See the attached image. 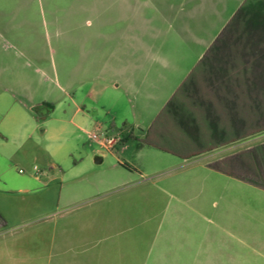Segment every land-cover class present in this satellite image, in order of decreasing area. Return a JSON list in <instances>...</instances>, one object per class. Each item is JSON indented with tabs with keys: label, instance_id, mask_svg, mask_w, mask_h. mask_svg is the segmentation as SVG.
Listing matches in <instances>:
<instances>
[{
	"label": "rangeland",
	"instance_id": "obj_1",
	"mask_svg": "<svg viewBox=\"0 0 264 264\" xmlns=\"http://www.w3.org/2000/svg\"><path fill=\"white\" fill-rule=\"evenodd\" d=\"M143 1L151 19L153 6ZM210 1L226 15L237 2ZM173 4L175 19L164 24L172 44L164 42L165 35L158 40L164 49L184 46L179 38L184 26L197 29L191 18L188 24L180 20L192 7L185 0ZM122 5V0H0V64L29 66L30 89L20 97L56 106L46 120L37 118L41 124L33 139L12 157L7 153L14 140L1 141L0 264H264V191L234 179L215 160L216 151L169 149L180 142L172 136L160 141L146 128L162 105L160 89L147 76L139 93H128L113 72L124 59L139 60L123 53ZM238 30L242 34L244 28ZM258 35L242 40H248L245 51L244 43L236 45L242 57L237 70L246 67L243 77L264 83V40ZM252 43L257 57L251 55ZM174 57L183 59L142 61L162 64ZM115 83L122 95L104 89ZM71 98L87 107L98 101L99 119H117L105 130L60 128L58 118ZM173 110L181 121L197 113L186 101L175 102ZM261 128L237 139L238 145H255L242 151L244 159L264 157V143L256 146L264 141ZM93 133L118 142L108 149Z\"/></svg>",
	"mask_w": 264,
	"mask_h": 264
},
{
	"label": "crops",
	"instance_id": "obj_2",
	"mask_svg": "<svg viewBox=\"0 0 264 264\" xmlns=\"http://www.w3.org/2000/svg\"><path fill=\"white\" fill-rule=\"evenodd\" d=\"M244 1L237 0L234 9L226 15L223 14L225 11L218 12L216 4L213 5L210 0H185L192 10L189 16L185 15L180 20L188 24L186 17L191 18L196 22L197 29L184 26L182 34L180 33L182 37L179 35L181 42L186 40L184 46H169L164 49L158 40L165 35L167 41L164 42L172 44L169 27L165 32L164 24L169 25L175 19L173 0H150V5L153 6L150 12H154L151 19L146 17L148 10L143 0H122V19L125 23L122 29L123 53L126 56L133 52L140 62L138 60L132 64L124 59L121 66L112 70L123 78L128 93H139L142 81H146L148 77L149 84L160 89L157 100L162 105L158 109L157 118L148 122L146 128L152 130L160 141L165 136H172L175 141L180 142L168 144L169 149L179 154L199 150L216 151L218 153L215 160L226 172L234 174V179L245 181L244 183L264 191V157L256 154L254 158L248 155L244 159L242 151H251L255 145L251 143L242 146L237 141L243 134L258 132L256 105L259 94L256 90H243V78L239 75L237 79V64L242 63L241 54H234L232 57L230 54L228 57V49L221 47L219 42L222 29ZM212 14L218 19L214 20ZM159 22L163 24L157 25ZM212 22L218 23L213 31L210 26ZM168 55H178L183 59L165 58L162 64H154L152 61L146 64L142 61H146L148 56L151 60H157L159 56L162 59ZM4 62L1 61L0 64V146L3 138L6 142L9 137L14 140L7 153V156L12 157L33 139L34 129L41 124L38 119L49 118L56 106L47 99H30L27 102L21 98L19 94L30 89V73L27 71L30 67ZM15 75L18 79L14 78ZM20 86L23 89L21 92L17 89ZM118 86L119 83L106 84L104 89L112 96H119L121 92L117 90ZM177 101H186L188 109L197 112L196 115L187 117L185 121L179 120L177 111L173 110ZM96 104H99L98 101ZM96 104L87 107L71 98L67 104L69 113L66 110L58 118L59 127L64 129L70 126L81 131H87L88 128H109L111 120L114 121L117 117L105 115L99 119ZM100 107L102 110L107 108L108 112L112 110L111 106L100 104ZM168 124H177L179 127L173 130ZM176 135H180L181 139ZM263 143L264 141H260L256 146Z\"/></svg>",
	"mask_w": 264,
	"mask_h": 264
},
{
	"label": "flooded vegetation",
	"instance_id": "obj_3",
	"mask_svg": "<svg viewBox=\"0 0 264 264\" xmlns=\"http://www.w3.org/2000/svg\"><path fill=\"white\" fill-rule=\"evenodd\" d=\"M250 2L251 3L247 11H245L244 13H241L232 23H231V20H229L224 26V28L222 29V32L220 34L219 42H221V47L228 49V54H229L228 57L230 56V54L232 57L234 54L240 53V48L239 47L237 48L236 45L244 43L242 41L243 39L244 40L249 39L252 42V38H253L252 36L254 32H258L259 39H261L262 41L264 40V0H251ZM240 27L244 28V31H242V34L238 30ZM244 33H245V37H243ZM248 46L249 45H248V40H247V42L243 44L242 50L245 51V48ZM254 46L255 44L252 43L251 48H253ZM256 46L254 49L251 50L252 56L255 54L257 55V52H259ZM242 54H246V52H242ZM247 56H248L247 59H249L250 56L249 55ZM257 56H253V57H257ZM253 65L252 67H254ZM252 67L250 66L248 69L251 70ZM255 68L259 69L258 67H255ZM243 69H244V72L243 70H241V73H239L240 71L237 70V79L239 78V75H240L244 80L243 90L244 89L245 90H256L259 94V102L256 105L258 107V112L256 113L258 115V118H257L258 128L257 129L258 131H260V127L264 128V83H259L257 80L243 77V76H246L247 74V68L245 67Z\"/></svg>",
	"mask_w": 264,
	"mask_h": 264
},
{
	"label": "built area",
	"instance_id": "obj_4",
	"mask_svg": "<svg viewBox=\"0 0 264 264\" xmlns=\"http://www.w3.org/2000/svg\"><path fill=\"white\" fill-rule=\"evenodd\" d=\"M92 137L98 141H100L101 145L106 147V148H112L115 143L118 142V139L113 136H106L105 134L102 133H93Z\"/></svg>",
	"mask_w": 264,
	"mask_h": 264
},
{
	"label": "trees",
	"instance_id": "obj_5",
	"mask_svg": "<svg viewBox=\"0 0 264 264\" xmlns=\"http://www.w3.org/2000/svg\"><path fill=\"white\" fill-rule=\"evenodd\" d=\"M251 0H245L244 3L239 7V9L236 11V13L234 14V16L231 19V23L241 14L244 13L245 11H247V9L249 8L250 2ZM230 23V24H231ZM229 24V25H230ZM228 25V26H229Z\"/></svg>",
	"mask_w": 264,
	"mask_h": 264
},
{
	"label": "water",
	"instance_id": "obj_6",
	"mask_svg": "<svg viewBox=\"0 0 264 264\" xmlns=\"http://www.w3.org/2000/svg\"><path fill=\"white\" fill-rule=\"evenodd\" d=\"M96 160H97V162L100 161L101 160L100 156H97Z\"/></svg>",
	"mask_w": 264,
	"mask_h": 264
}]
</instances>
